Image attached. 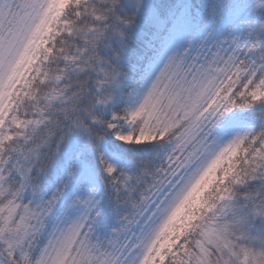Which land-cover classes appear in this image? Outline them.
Segmentation results:
<instances>
[{"label": "snow or ice", "instance_id": "obj_1", "mask_svg": "<svg viewBox=\"0 0 264 264\" xmlns=\"http://www.w3.org/2000/svg\"><path fill=\"white\" fill-rule=\"evenodd\" d=\"M0 264H264V0H0Z\"/></svg>", "mask_w": 264, "mask_h": 264}]
</instances>
